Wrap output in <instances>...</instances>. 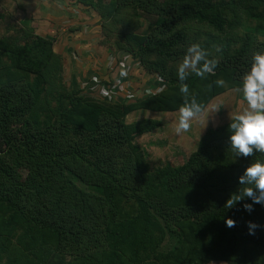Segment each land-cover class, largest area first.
Listing matches in <instances>:
<instances>
[{
	"label": "trees",
	"instance_id": "trees-1",
	"mask_svg": "<svg viewBox=\"0 0 264 264\" xmlns=\"http://www.w3.org/2000/svg\"><path fill=\"white\" fill-rule=\"evenodd\" d=\"M57 1L97 13L102 28L114 16H154L143 36L123 34L131 46L124 51L144 63L153 57L145 67L167 87L131 104L84 96L64 82L53 38L24 23L22 42L0 40V257L10 248L24 264L43 251L83 264H264V227L248 229L249 221L264 226V206L248 213L247 198L224 206L264 153L238 157L229 120L208 128L184 164L152 169L136 140L162 123L125 122L138 110L179 112L193 99L203 112L214 98L240 91L254 54L264 52V0ZM193 45L216 62L212 72L197 74L203 61L190 71L181 66ZM7 156L27 161L34 179L14 181L2 167Z\"/></svg>",
	"mask_w": 264,
	"mask_h": 264
},
{
	"label": "rangeland",
	"instance_id": "rangeland-1",
	"mask_svg": "<svg viewBox=\"0 0 264 264\" xmlns=\"http://www.w3.org/2000/svg\"><path fill=\"white\" fill-rule=\"evenodd\" d=\"M28 4H30L28 2ZM35 6V5H34ZM36 7V6H35ZM39 7V6H38ZM36 7L38 10L40 8ZM42 10V9H41ZM79 10H86L81 8ZM0 13H3V16L0 15V40L4 39L8 36H17L20 38V42H22V35L24 34L22 29L26 23L31 24V21H34V17H25V19H19L16 15H4L8 14L7 11L0 10ZM97 15L96 26L97 29L91 30V36L97 35V37L84 38L82 40L92 41L95 45L99 42L101 45L103 44L106 48H108V59L103 64L104 66L100 68V70L104 69L106 73L104 76L100 73L92 76V81L96 79V76L99 77L104 83L112 82L113 79H121V76H118V66H122L125 69V75L127 79L121 82V85L124 88H120L118 90V94H114V99L103 98L99 95L98 91L95 88H87L82 89L80 85L83 82H86L92 74L90 71L86 72V75L79 76L75 70V66H73L78 62H82L87 60V63H93L89 58L92 55H98L97 52H92V55H89L87 52L82 55H78L79 60H76L77 55L74 53L73 47L68 45L70 44V35H73L74 30H78L79 28L73 26H65L61 22L59 24H55L50 26L49 29L42 31L46 32V34H53L56 38L54 39V44L59 42L61 43V48H64V54H60V51H57L62 60V77L66 85L70 88H74L75 90H79L81 95H89L90 97L105 100L109 103L115 104H131L133 101L131 98L128 100L127 95L132 93L133 91L143 88L147 81L152 79L154 76L149 74L145 65L149 64L153 61V57H144L145 63L142 62L141 59L132 60L131 54L126 50L125 47L129 48V44L124 40L123 34L128 33L129 31L135 32V34H139L143 36L151 30V23L155 22V17H150L148 14H144V17L141 19L129 20L126 22L123 17H113L108 18L107 21L103 20L102 22L105 24V27H101V19ZM100 16V15H99ZM100 18V19H99ZM52 23V22H51ZM61 23V24H60ZM246 23L244 22L243 26L245 27ZM250 26H254L255 24L248 23ZM62 27V29H60ZM26 28V26H25ZM28 28V27H27ZM53 30L52 32H50ZM77 28V29H75ZM33 33L37 34L39 27H31ZM37 29V30H35ZM251 29V28H250ZM40 33V31H38ZM242 32V31H241ZM23 33V34H22ZM86 32H83L85 34ZM87 35V34H85ZM96 39V40H95ZM57 41V42H56ZM117 42L123 48L121 51H118L116 48ZM94 46V45H92ZM86 48V47H85ZM85 48L83 50H85ZM81 50V53L83 52ZM93 58V57H92ZM100 59V58H98ZM188 62L187 65L185 62ZM178 65H180L178 63ZM181 66H184L186 71L193 70L191 66V55L189 54L186 58H184L181 62ZM96 72V69L92 70ZM114 74L112 78L111 73ZM120 72V70H119ZM78 76L81 78L79 79ZM109 76V78H107ZM84 77H86L84 79ZM89 77V78H87ZM155 81H157V77H154ZM98 79V78H97ZM111 81H109V80ZM154 82V79H153ZM155 83V82H154ZM163 84L161 81L156 83ZM77 85V86H76ZM155 84L152 87H156ZM107 87V86H105ZM112 88V86L110 87ZM96 90V91H95ZM109 90V88H108ZM154 91V90H153ZM120 94V95H119ZM119 97H116L118 96ZM146 96H149L146 94ZM112 98V97H111ZM114 100V101H113ZM247 108V103L243 99L240 91L231 90L228 91L216 98H214L209 105L205 108V110L201 113V115L191 121V126L188 131L177 133L175 131L176 125L179 118V112L175 113H158L151 112L147 110H138L128 114L125 118V122L128 124L143 120V119H154L160 121L162 123L161 128L153 131L152 133L144 134L141 137H138L136 142L140 145L147 153V159L152 169L159 168L164 164L170 162L174 166L182 165L185 163L187 158L190 156L192 152H194L198 147V142L201 139L202 135L208 128L217 127L231 120V118L239 112L244 111ZM2 167L8 168V171L11 172L12 178L14 181H20L22 183H27L34 177L32 173V166L28 164L27 161L19 162L13 156H7L3 159ZM30 178V179H29ZM2 179L8 181V178L4 175ZM35 204V202H33ZM19 258L16 263V259L13 262V258ZM22 254L16 255V252L11 254L10 256V248L7 251V254L0 257V264H24L20 261ZM35 258V257H34ZM30 264H83L82 261L76 259L74 256L70 255H59V254H49L46 252H41L36 256V260H32ZM209 264H227L225 261H213Z\"/></svg>",
	"mask_w": 264,
	"mask_h": 264
},
{
	"label": "clouds",
	"instance_id": "clouds-1",
	"mask_svg": "<svg viewBox=\"0 0 264 264\" xmlns=\"http://www.w3.org/2000/svg\"><path fill=\"white\" fill-rule=\"evenodd\" d=\"M191 55V66L203 61L202 66L196 69L197 74L203 75L212 72L215 68V61L205 58V53L193 45L188 49ZM187 61L185 64L187 65ZM179 78L183 80L185 73L181 68ZM220 84L222 81H217ZM187 92V87L181 88ZM240 92L247 103V108L231 118L228 124V143L232 151L238 157H249L253 153H264V52L254 54L249 70L244 74L240 85ZM202 113V106L193 99L179 108V118L175 131L186 132L191 126V121L198 118ZM242 189L232 194L225 202L227 208L233 207L238 202L247 198L251 203L242 205L244 211L251 213L254 204L264 206V160L249 163L238 178ZM234 221L228 219V227L234 226ZM253 221L248 222L249 234L254 235L255 229L262 228Z\"/></svg>",
	"mask_w": 264,
	"mask_h": 264
},
{
	"label": "crops",
	"instance_id": "crops-1",
	"mask_svg": "<svg viewBox=\"0 0 264 264\" xmlns=\"http://www.w3.org/2000/svg\"><path fill=\"white\" fill-rule=\"evenodd\" d=\"M28 2L30 4H28ZM40 8L39 10L35 7ZM81 8L86 9L84 6L82 5H78V4H74L72 2L69 1H52V0H0V10L3 11H7L8 14H4L6 15H16L18 16L19 19H25V17L27 16L28 18L30 17H34V21H31L30 25L31 27H39L40 33L37 31V34L42 35L44 37L47 38H53V40L56 38L53 34H46V32H42L47 30V28L49 29L50 26H53L55 24H59V22H61L63 25L65 26H73V27H77L79 28L78 30H74V34L70 35V44L68 42V45L70 47H73L74 49V53L77 55L76 60H79L78 55H82L83 53L87 52L89 55H92V52H97L98 55H92L90 59V61H93V63H87V60H84L82 62H77L75 64H73V66H75V70L76 72H78L77 74L79 76L82 77V75H86L87 71H90V74H92L86 82H83L80 85V88L85 89L87 88V86H91L89 88H95L99 95L101 96L100 91L98 90L100 87H104V88H109L110 90V94L112 98L109 97H103V98H108V99H114L115 96L114 94H118V90L122 87L121 85H119L121 82L124 83V81L127 79L126 75H125V69L122 66H118V76L122 75L121 79H113L112 82L109 83H104L99 77L96 76V81L95 79L92 81V76L96 75L97 73L102 74L103 76L106 74L104 72V69L100 70L101 67H103L104 63L106 62V60L108 59V48H106L105 46H102L99 42L95 45V43L92 41H85L82 40L84 38H90V37H97V35L95 36H91L92 31H94V29H97L98 26H96V21H97V15L95 14V12L91 11V10H79ZM42 9V10H41ZM0 15L3 16V13H0ZM30 15V17H29ZM52 22V23H51ZM60 23V24H61ZM75 28V29H77ZM52 28H50V32H52L53 30H51ZM62 29V27L60 28ZM37 30V29H35ZM83 32H86L85 34H83ZM96 40V39H95ZM57 42V41H56ZM61 43L57 42L54 44V50L60 51V54H63V56L66 55V52L64 54V48H61ZM94 45V46H92ZM86 47V48H85ZM85 48V50H83ZM81 50H83V52L81 53ZM58 53V52H57ZM100 58V59H98ZM90 69V70H89ZM96 69L95 71H92ZM120 70V72H119ZM111 73L112 78L114 77V74ZM78 76L79 79H81ZM86 77H84L85 79ZM98 78V79H97ZM109 78V76L107 77ZM158 78V77H157ZM154 79V82H153ZM109 80V79H108ZM111 81V80H109ZM159 82L158 80L155 81V78L153 77L152 79H150L149 81H147V83L145 84V86H143V88H139L135 91H133L132 93L127 95L128 100L131 98H133V101H138L142 98H144L146 96L145 94V89L147 88H152L156 83ZM163 84H158L156 87H154L153 89L156 90L158 88H162V90H164L167 85L164 81H161ZM77 86V85H76ZM107 86V87H105ZM112 86V88H110ZM124 88V87H122ZM95 90V91H96ZM120 95V94H119ZM116 96V97H119ZM102 97V96H101ZM114 101V100H113ZM134 103V102H133Z\"/></svg>",
	"mask_w": 264,
	"mask_h": 264
},
{
	"label": "built area",
	"instance_id": "built-area-1",
	"mask_svg": "<svg viewBox=\"0 0 264 264\" xmlns=\"http://www.w3.org/2000/svg\"><path fill=\"white\" fill-rule=\"evenodd\" d=\"M157 80L158 81H163L160 78H157ZM95 81H96V79H95ZM98 90L100 91L102 97H109V98H111V95H109L110 94V90H108V88H104V87L102 88V87H100ZM153 90H152V88H147V89H145V94L153 95V94H156V93H160L162 91V88H158V89H156L154 91Z\"/></svg>",
	"mask_w": 264,
	"mask_h": 264
}]
</instances>
